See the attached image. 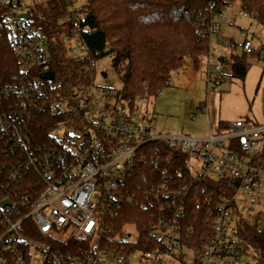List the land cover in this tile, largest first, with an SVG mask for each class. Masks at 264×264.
<instances>
[{"label":"built area","instance_id":"1","mask_svg":"<svg viewBox=\"0 0 264 264\" xmlns=\"http://www.w3.org/2000/svg\"><path fill=\"white\" fill-rule=\"evenodd\" d=\"M29 7L0 0V33L8 31L28 77L7 94L14 101L0 102V264H132L137 255V264H168L167 257L176 264H260L238 236V221H264V123L239 119L204 139L160 134L145 108L122 107L116 90L95 84L101 53L77 38L67 39L69 56L84 63L74 82L47 80L50 39L29 23ZM226 10L211 31L231 50L234 40L223 37ZM247 17L241 11L237 18ZM240 36L238 49L253 54L248 31ZM216 71L223 75L220 65ZM34 113L71 116L44 127L29 123ZM42 127L47 135L38 133ZM211 184L226 189L210 193ZM125 205L150 211L140 248L134 225L120 234L108 226Z\"/></svg>","mask_w":264,"mask_h":264},{"label":"trees","instance_id":"2","mask_svg":"<svg viewBox=\"0 0 264 264\" xmlns=\"http://www.w3.org/2000/svg\"><path fill=\"white\" fill-rule=\"evenodd\" d=\"M81 8H74L70 0H49L29 7V23L50 39L51 65L55 81L70 86L84 64L69 56L67 39L77 38L100 59L113 56L112 65L122 88L116 91L117 103L134 110L139 102L157 98L170 83L171 75L186 59L199 64L211 54L212 29L222 10L239 2L241 11L249 14L264 27V0H86ZM249 55L238 52L233 41L228 57L221 61L231 68V79L244 81L251 68ZM104 75V74H103ZM28 77L21 72L8 31L0 33V102ZM71 115L34 113L31 124H59ZM221 129L226 125L221 123ZM43 128V127H42ZM43 128L38 133L43 134ZM44 137V136H43ZM5 142L0 137V163L6 160ZM180 166L185 155H180ZM140 185V184H138ZM189 196V214L196 210L195 199L200 195V184ZM225 187L209 186L218 194ZM150 211L141 206L125 205L115 221L108 226L120 234L134 225L139 236L138 246L148 240ZM238 236L245 241L260 264H264V230L252 222L238 221Z\"/></svg>","mask_w":264,"mask_h":264},{"label":"rangeland","instance_id":"3","mask_svg":"<svg viewBox=\"0 0 264 264\" xmlns=\"http://www.w3.org/2000/svg\"><path fill=\"white\" fill-rule=\"evenodd\" d=\"M47 1L24 0V4L32 6ZM85 4L86 0H77L74 8H81ZM240 12L239 2L227 8L224 16L228 23L222 29L223 37L236 42L243 41L240 29L248 31L255 52L249 55L251 68L246 79L239 81L229 77L231 68L223 64L220 58L228 56L231 50L224 47L216 36L213 37L209 57H203L199 64L191 58L186 59L183 66L172 73L169 85L157 98L138 103L155 117L158 133L204 139L209 132L208 118L212 120V117L219 116L232 122L247 119L253 123H264V53L260 51V45L264 44V27L250 17L239 20ZM233 20L236 27L229 25ZM238 52L241 50L238 49ZM217 65L221 66L222 76L216 71ZM95 84L109 85L116 91L122 88L111 57L97 61ZM210 126L213 132L218 131V124ZM258 228L264 229L263 220L258 223ZM138 258L139 255L132 264H137ZM166 261L176 264L168 257Z\"/></svg>","mask_w":264,"mask_h":264},{"label":"crops","instance_id":"4","mask_svg":"<svg viewBox=\"0 0 264 264\" xmlns=\"http://www.w3.org/2000/svg\"><path fill=\"white\" fill-rule=\"evenodd\" d=\"M240 30H242V29H240ZM229 56V55H228ZM228 56H223V57H228ZM222 57V58H223ZM221 59V58H220ZM223 63V62H222ZM224 64V63H223ZM203 110V109H202ZM201 119H203V117L201 118ZM230 122H232V121H228V120H224V119H222V117L221 116H219V117H212V120H211V118H208V124H209V132H208V135L210 134V129L213 131V129H212V127L210 126V124H218V130L219 129H221V123H224L225 125L226 124H228V123H230ZM207 135V136H208ZM206 136V137H207Z\"/></svg>","mask_w":264,"mask_h":264},{"label":"water","instance_id":"5","mask_svg":"<svg viewBox=\"0 0 264 264\" xmlns=\"http://www.w3.org/2000/svg\"><path fill=\"white\" fill-rule=\"evenodd\" d=\"M24 18H28V15L27 14H25L24 15ZM45 79H47V80H53L54 79V74L52 73V72H49V73H47L45 76ZM104 77L106 78L107 77V75L106 74H104ZM6 205H9V202L7 201V202H4V203H2V206H6Z\"/></svg>","mask_w":264,"mask_h":264}]
</instances>
